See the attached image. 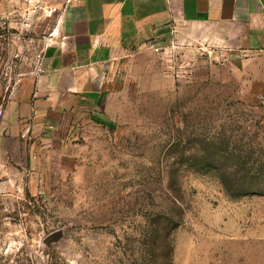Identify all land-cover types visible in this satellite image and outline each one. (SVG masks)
Wrapping results in <instances>:
<instances>
[{"label":"rangeland","instance_id":"obj_1","mask_svg":"<svg viewBox=\"0 0 264 264\" xmlns=\"http://www.w3.org/2000/svg\"><path fill=\"white\" fill-rule=\"evenodd\" d=\"M72 1L0 0V264H264V94L208 32L135 56L75 130L2 129Z\"/></svg>","mask_w":264,"mask_h":264},{"label":"crops","instance_id":"obj_2","mask_svg":"<svg viewBox=\"0 0 264 264\" xmlns=\"http://www.w3.org/2000/svg\"><path fill=\"white\" fill-rule=\"evenodd\" d=\"M192 29L228 48L230 63L264 94V0H73L29 92L7 105L2 129L31 114L49 136L60 135L67 115L75 130L79 117L98 116L100 104L120 93L135 56Z\"/></svg>","mask_w":264,"mask_h":264},{"label":"water","instance_id":"obj_3","mask_svg":"<svg viewBox=\"0 0 264 264\" xmlns=\"http://www.w3.org/2000/svg\"><path fill=\"white\" fill-rule=\"evenodd\" d=\"M59 236H60V232L57 231V232H55L54 234H52V235L48 238V241H49V240L56 239V238H58Z\"/></svg>","mask_w":264,"mask_h":264}]
</instances>
